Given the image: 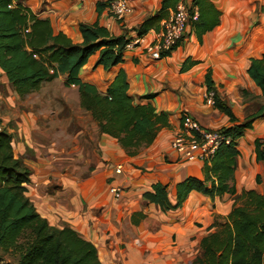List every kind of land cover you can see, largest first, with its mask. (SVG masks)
<instances>
[{
  "label": "crops",
  "instance_id": "obj_1",
  "mask_svg": "<svg viewBox=\"0 0 264 264\" xmlns=\"http://www.w3.org/2000/svg\"><path fill=\"white\" fill-rule=\"evenodd\" d=\"M110 1L23 3L38 18L50 20L55 33L63 32L75 44L83 42L81 24H98L111 36H125L135 43L142 37L138 31L146 19L157 18L143 35L145 43L125 48L123 63L105 70L97 65V52L80 77L105 93L118 74L125 72L129 95L136 103L154 95L141 103L165 113L170 127L151 146L129 157L81 108L78 89L65 85L66 76L45 82L39 91L19 100L0 69V130L14 134L16 154L32 170L27 196L39 213L51 225H69L94 243L103 264H194L202 254L201 239L217 217L229 214L232 197L226 194L213 200L193 191L182 208L164 212L147 203L144 194L161 183L167 187L171 204L176 205L178 184L188 178H205V162H183L171 149L173 137L189 116L208 130L252 123L238 140L231 185L239 193L254 190L264 196V160L259 161L255 152V141L264 140V115L254 119L264 106V95L248 74L251 59L264 55V0H209L220 12L217 26L200 39L190 22L183 39L160 60L152 59L145 49L174 9L162 10L163 0H129L133 12L120 21L108 10ZM183 1L192 4V0ZM47 88L63 91V99L55 94L63 109L54 107L47 113L40 109L34 99ZM211 90L217 98L214 106H207L203 95ZM71 92L74 98L68 95ZM217 99L230 109L234 121L216 105ZM73 106L80 109V119L72 115ZM57 122L61 126L55 129ZM113 186L125 190L121 200L111 195Z\"/></svg>",
  "mask_w": 264,
  "mask_h": 264
},
{
  "label": "trees",
  "instance_id": "obj_2",
  "mask_svg": "<svg viewBox=\"0 0 264 264\" xmlns=\"http://www.w3.org/2000/svg\"><path fill=\"white\" fill-rule=\"evenodd\" d=\"M181 1L163 0L162 10H175ZM194 9L199 18L191 24L202 39L217 26L220 12L209 0H192L191 13ZM157 20L146 19L139 35L153 28ZM80 32L83 42L75 44L63 32L55 33L51 21L38 18L23 0H0V69L19 100L39 91L45 82L66 76L65 85L77 87L81 108L98 123L101 132L116 139L129 157H135L170 127L169 118L152 104L141 103L154 95L141 97L136 103L129 95L130 83L123 71L105 93L83 81L80 74L93 55L99 52L97 65L110 70L124 62L129 41L125 36H111L98 24H81ZM251 61L248 74L264 95V55ZM216 105L232 115L218 99ZM263 115L264 106L254 119ZM231 119L235 120L233 115ZM251 126L247 122L220 130L232 138V143L221 146L211 161L205 162L203 180L188 178L178 184L176 205L171 204L167 187L161 183L144 194L147 203L164 212L182 208L193 191L213 200L226 194L232 197L229 214L217 217L201 239L202 254L194 264H264V196L254 190L239 193L231 185L237 168L238 140ZM255 152L259 161L264 160V140L255 141ZM31 176L24 157L16 154L14 134L0 130V251L18 257L17 264H103L94 243L69 225L52 226L39 213L27 196ZM139 216L144 218L141 213ZM2 261L0 256V264Z\"/></svg>",
  "mask_w": 264,
  "mask_h": 264
},
{
  "label": "built area",
  "instance_id": "obj_3",
  "mask_svg": "<svg viewBox=\"0 0 264 264\" xmlns=\"http://www.w3.org/2000/svg\"><path fill=\"white\" fill-rule=\"evenodd\" d=\"M108 10L117 20H123L133 12V6L129 0H112ZM199 13L197 9L191 13L190 6L181 1L169 19L162 25V30L156 39L146 46L145 52L152 59L160 60L164 53L171 52L183 39L190 22L197 21ZM145 43L144 36L126 45L131 48L135 44ZM215 92L206 91L203 95L207 106L215 105ZM232 138L220 132V130H208L203 128L196 120L189 116L184 117L183 126L171 141V149L183 162H210L217 151L223 145H230ZM118 169H122L119 167ZM122 188L113 186L109 191L115 200L122 197Z\"/></svg>",
  "mask_w": 264,
  "mask_h": 264
},
{
  "label": "rangeland",
  "instance_id": "obj_4",
  "mask_svg": "<svg viewBox=\"0 0 264 264\" xmlns=\"http://www.w3.org/2000/svg\"><path fill=\"white\" fill-rule=\"evenodd\" d=\"M0 82L2 83L1 80H0ZM62 93H63V91L60 88H55V89L47 88L46 90H42L34 100L38 103L40 109L44 113H47V112L52 111L54 107L56 109L57 108L63 109V104L60 103V100L59 99L55 100V94H58L60 96V98L63 99ZM68 95L70 96V98H74L72 92L69 93ZM68 103H72V102L68 101ZM68 107H70V105H68ZM73 107H74L73 108L74 110H73L72 115L74 116L75 119H77V118L80 119V115H79L80 109H78V107L76 108L75 106H73ZM58 125H59V127L61 126L59 122L55 123V129H57L56 127H58ZM66 127H67V124L64 123V128H66ZM56 135L58 138H60V135H62V133L59 132ZM67 139H69V138H65V141ZM124 195H125V190L123 189L121 199L124 197ZM0 256L3 257V261L1 264H8V263L17 264L18 263V257L12 256L10 254H4L1 251H0Z\"/></svg>",
  "mask_w": 264,
  "mask_h": 264
}]
</instances>
